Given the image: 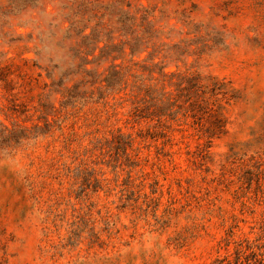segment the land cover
Listing matches in <instances>:
<instances>
[{
	"label": "rangeland",
	"instance_id": "rangeland-1",
	"mask_svg": "<svg viewBox=\"0 0 264 264\" xmlns=\"http://www.w3.org/2000/svg\"><path fill=\"white\" fill-rule=\"evenodd\" d=\"M0 264H264V0H0Z\"/></svg>",
	"mask_w": 264,
	"mask_h": 264
}]
</instances>
